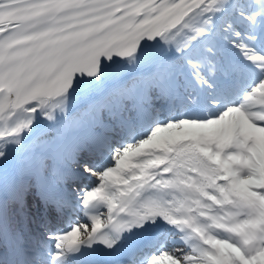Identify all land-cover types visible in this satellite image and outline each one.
I'll list each match as a JSON object with an SVG mask.
<instances>
[{
    "label": "snow or ice",
    "instance_id": "obj_1",
    "mask_svg": "<svg viewBox=\"0 0 264 264\" xmlns=\"http://www.w3.org/2000/svg\"><path fill=\"white\" fill-rule=\"evenodd\" d=\"M0 264H264V0H0Z\"/></svg>",
    "mask_w": 264,
    "mask_h": 264
}]
</instances>
